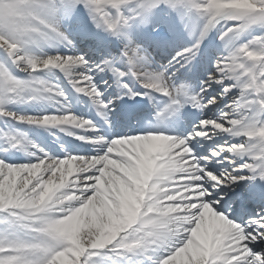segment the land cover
Masks as SVG:
<instances>
[{"label":"snow or ice","instance_id":"1","mask_svg":"<svg viewBox=\"0 0 264 264\" xmlns=\"http://www.w3.org/2000/svg\"><path fill=\"white\" fill-rule=\"evenodd\" d=\"M105 260L264 264V0H0V264Z\"/></svg>","mask_w":264,"mask_h":264},{"label":"bare ground","instance_id":"2","mask_svg":"<svg viewBox=\"0 0 264 264\" xmlns=\"http://www.w3.org/2000/svg\"><path fill=\"white\" fill-rule=\"evenodd\" d=\"M208 42L207 43H211L212 45L216 46L218 49H220L221 53L223 54V45L221 44V42L216 39V34L215 32H210L209 36L207 38ZM41 77L44 79L49 80L52 83H60L62 81V78L60 76V74L58 73H40ZM57 77H59V79H57ZM14 107V106H13ZM41 109L43 110H49L51 112H57L56 109L52 108L49 104V101L43 102V103H34L28 106H24L23 110L27 111L30 114H37ZM15 110H21V109H15ZM78 112L79 113H85L86 111L84 109H82V107L78 108ZM51 127V126H49ZM53 130L55 131H59L61 132L58 128L55 127H51ZM105 264H109V260H105Z\"/></svg>","mask_w":264,"mask_h":264},{"label":"rangeland","instance_id":"3","mask_svg":"<svg viewBox=\"0 0 264 264\" xmlns=\"http://www.w3.org/2000/svg\"><path fill=\"white\" fill-rule=\"evenodd\" d=\"M68 89H69V87H68ZM66 90H67V88H66ZM70 90H71V89H70ZM69 138H70V139H72V137H71V136H69ZM66 140H67V139H66ZM72 141H73V140H72ZM77 143H78V142H77Z\"/></svg>","mask_w":264,"mask_h":264}]
</instances>
